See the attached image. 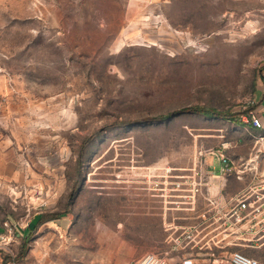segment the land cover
Wrapping results in <instances>:
<instances>
[{
	"label": "rangeland",
	"instance_id": "obj_1",
	"mask_svg": "<svg viewBox=\"0 0 264 264\" xmlns=\"http://www.w3.org/2000/svg\"><path fill=\"white\" fill-rule=\"evenodd\" d=\"M262 101L264 0H0V264L199 247L264 263V244L217 241L213 225L176 245L200 212L164 210L143 182L208 146H250ZM189 106L226 115L160 118Z\"/></svg>",
	"mask_w": 264,
	"mask_h": 264
},
{
	"label": "built area",
	"instance_id": "obj_2",
	"mask_svg": "<svg viewBox=\"0 0 264 264\" xmlns=\"http://www.w3.org/2000/svg\"><path fill=\"white\" fill-rule=\"evenodd\" d=\"M248 118L247 121L252 124L249 134L254 139V146L246 158H233L226 153L229 142H222L220 147L204 151L213 157L211 162L201 159L199 164L190 168L169 166L162 173H149L144 177L143 182L163 204L164 210L200 212L197 222L188 224L191 231L178 236L176 245L182 242L195 243L197 235L212 225L211 229L217 230V241L227 240L232 236L252 244H264V121L253 111ZM217 160L221 163L222 174H216L211 169ZM231 174L239 180L245 174H250L252 181L247 188L229 199H225L221 189L217 193L210 191L213 178H226ZM201 196L206 202L202 210L198 206ZM208 234L205 233V237ZM232 245L240 246L241 243L233 242ZM199 248L186 251V254L176 258L150 253L134 264H264L257 257L241 250L232 251L225 261L220 260L218 252Z\"/></svg>",
	"mask_w": 264,
	"mask_h": 264
},
{
	"label": "crops",
	"instance_id": "obj_3",
	"mask_svg": "<svg viewBox=\"0 0 264 264\" xmlns=\"http://www.w3.org/2000/svg\"><path fill=\"white\" fill-rule=\"evenodd\" d=\"M263 104H264V101H262L261 107L259 106L257 108V112H258V115L264 121V108H262V106H264ZM243 117L245 118L246 115H243ZM251 128H252V124L249 123L247 125L246 129L249 131V129H251ZM228 144H229V148L226 150V153L229 154L230 156H232L233 158L238 159V158H246L247 156L250 155V152L254 146V141L250 146H245L246 144L244 145L243 143H231V142H229ZM220 146H221V143L218 145L208 146V147H206L205 150H208L210 148L220 147ZM202 159H205L207 162H211L213 157L208 155L207 153H205V154H203ZM196 160H197L196 158L193 159L187 165L193 166L197 162ZM251 181H252V179H251L250 174H245L243 176V178L240 180L237 179L234 174L228 175L226 178H225V176H221L218 178L215 177L211 181L212 185H211L210 191L212 193H217L221 189L222 194L224 195L225 199H229V198L237 195L239 192H241L245 188H247L250 185ZM222 185H223V187H221ZM205 203L206 202H205L204 197L201 196L199 198V201H198L199 209H202L205 206ZM6 230L7 229H5L3 227V224L0 221V237H2V233ZM256 257H259V256H256Z\"/></svg>",
	"mask_w": 264,
	"mask_h": 264
},
{
	"label": "trees",
	"instance_id": "obj_4",
	"mask_svg": "<svg viewBox=\"0 0 264 264\" xmlns=\"http://www.w3.org/2000/svg\"><path fill=\"white\" fill-rule=\"evenodd\" d=\"M181 113H198V114H203L205 116H209V117H213V118H218V117L223 118V115H226L224 112H221V111L216 110V109H207V108H204L202 106H189V107H185V108H183L177 112H173L168 116H160V118L169 119V118L174 117V116L181 114ZM29 234L30 233H28L27 236H25V237L28 238ZM244 253H246L245 250H244ZM246 254H248V253H246ZM248 255H250V254H248ZM250 256H252V255H250ZM253 257H255V256H253Z\"/></svg>",
	"mask_w": 264,
	"mask_h": 264
}]
</instances>
